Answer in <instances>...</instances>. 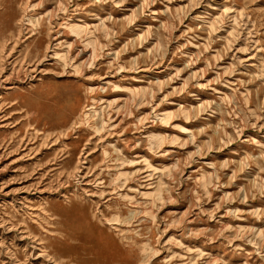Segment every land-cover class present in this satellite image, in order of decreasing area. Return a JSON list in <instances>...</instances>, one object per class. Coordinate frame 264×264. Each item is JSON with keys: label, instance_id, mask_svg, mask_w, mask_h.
Returning <instances> with one entry per match:
<instances>
[{"label": "rangeland", "instance_id": "374dc122", "mask_svg": "<svg viewBox=\"0 0 264 264\" xmlns=\"http://www.w3.org/2000/svg\"><path fill=\"white\" fill-rule=\"evenodd\" d=\"M0 264H264V0H0Z\"/></svg>", "mask_w": 264, "mask_h": 264}, {"label": "bare ground", "instance_id": "6f19581e", "mask_svg": "<svg viewBox=\"0 0 264 264\" xmlns=\"http://www.w3.org/2000/svg\"><path fill=\"white\" fill-rule=\"evenodd\" d=\"M70 31H71L72 33H74L75 35H78L79 27H77V26H75V25H72ZM93 113H94L93 116H95V115H99V111H98V110H95ZM168 116H169V114H168V113H165V114L163 115V120H166L167 118H169ZM167 120H168V119H167ZM147 249H148V246H145V248H144L143 250H144V251H147Z\"/></svg>", "mask_w": 264, "mask_h": 264}]
</instances>
